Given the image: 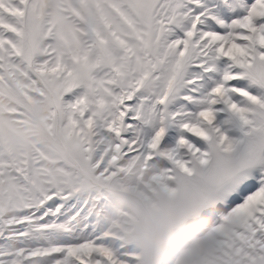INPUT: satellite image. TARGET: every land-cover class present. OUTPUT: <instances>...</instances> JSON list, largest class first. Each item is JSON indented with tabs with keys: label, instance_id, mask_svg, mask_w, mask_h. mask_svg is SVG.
I'll use <instances>...</instances> for the list:
<instances>
[{
	"label": "snow or ice",
	"instance_id": "1",
	"mask_svg": "<svg viewBox=\"0 0 264 264\" xmlns=\"http://www.w3.org/2000/svg\"><path fill=\"white\" fill-rule=\"evenodd\" d=\"M264 264V0H0V264Z\"/></svg>",
	"mask_w": 264,
	"mask_h": 264
},
{
	"label": "rangeland",
	"instance_id": "2",
	"mask_svg": "<svg viewBox=\"0 0 264 264\" xmlns=\"http://www.w3.org/2000/svg\"><path fill=\"white\" fill-rule=\"evenodd\" d=\"M162 255L158 260V264H176L175 251L171 245H161Z\"/></svg>",
	"mask_w": 264,
	"mask_h": 264
}]
</instances>
